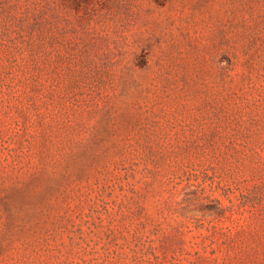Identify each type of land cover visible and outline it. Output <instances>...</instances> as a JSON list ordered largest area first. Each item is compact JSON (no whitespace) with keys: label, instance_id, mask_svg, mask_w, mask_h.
I'll use <instances>...</instances> for the list:
<instances>
[{"label":"rangeland","instance_id":"rangeland-1","mask_svg":"<svg viewBox=\"0 0 264 264\" xmlns=\"http://www.w3.org/2000/svg\"><path fill=\"white\" fill-rule=\"evenodd\" d=\"M0 264H264V0H0Z\"/></svg>","mask_w":264,"mask_h":264}]
</instances>
